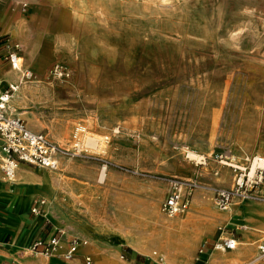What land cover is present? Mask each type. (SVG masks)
Here are the masks:
<instances>
[{
    "label": "rangeland",
    "instance_id": "obj_1",
    "mask_svg": "<svg viewBox=\"0 0 264 264\" xmlns=\"http://www.w3.org/2000/svg\"><path fill=\"white\" fill-rule=\"evenodd\" d=\"M13 14L36 28V61L60 51L40 70L23 64L33 75L13 114L44 130L71 170L25 166L47 176L32 185L27 213L43 198L40 217L48 207L54 217L42 235L56 233L60 245L9 264L35 256L44 264H263L264 227L238 218L241 204L264 214V193L221 210L214 190L234 187L235 173L219 160L248 166L264 155V0H0V24ZM57 62L68 70L63 81L50 74ZM186 185L188 210L163 215L162 200ZM247 231L254 237L243 239ZM228 234L239 238L235 249L212 248ZM71 238L79 247L66 259Z\"/></svg>",
    "mask_w": 264,
    "mask_h": 264
},
{
    "label": "built area",
    "instance_id": "obj_2",
    "mask_svg": "<svg viewBox=\"0 0 264 264\" xmlns=\"http://www.w3.org/2000/svg\"><path fill=\"white\" fill-rule=\"evenodd\" d=\"M7 41V38L4 39ZM10 68L21 71L22 57L20 45L15 42L7 43V52L4 57ZM51 76L63 81L69 74L67 67L60 62L54 63L50 69ZM32 71L24 69L22 77L32 78ZM15 86L10 83L0 91V177L11 181L17 169V165L25 164L35 168L55 171L58 168L56 152L58 146L52 142L44 131H33L27 127L25 121L8 111V105ZM77 146V144L75 145ZM230 167L235 173L234 187L231 189L217 188L214 190V200L221 210L227 209L234 197L254 198L259 190L264 187V155L251 157L248 166H240L236 163L219 160ZM200 164L205 163L201 157ZM190 186L185 189L175 187L160 203V211L166 217L172 218L188 210L191 198ZM45 200L41 199L38 204L31 208V213L39 215ZM60 236L54 233L48 239H36L28 248L31 252L47 254L59 246ZM79 244L76 238H71L64 250L66 259L76 255ZM237 247V239L233 234L218 236L212 244L213 249L233 250ZM258 258L264 264V242L258 245Z\"/></svg>",
    "mask_w": 264,
    "mask_h": 264
},
{
    "label": "crops",
    "instance_id": "obj_3",
    "mask_svg": "<svg viewBox=\"0 0 264 264\" xmlns=\"http://www.w3.org/2000/svg\"><path fill=\"white\" fill-rule=\"evenodd\" d=\"M22 19L24 18L16 17L14 14L11 15V21L9 23L0 24V36L9 34L10 29H12L15 25H20L22 27ZM2 21L3 19L1 18L0 22ZM23 28L24 29L21 32V39L22 41H24V43H26V47L24 49L22 48L20 43H18V39L12 38L10 34L6 37L7 41H4L5 38L0 40V91L4 90L10 83L15 84L19 82L18 90L10 99V103L8 105L9 111L12 114L14 113V109L12 108V102L14 100L13 97L18 94V92L22 89V86L26 82L20 80V76L23 72V69H21V71H14L10 68L8 63L4 62L5 59L3 56H5L7 52V43L15 42L20 45L22 67L23 64L28 63L30 65L32 64L34 67L40 70V68H44L50 62L51 59L48 58L46 62L36 61V59H38V55L34 58L33 55L30 53V48H27V45L28 47L29 45L30 47L33 45V48L36 50L37 53L39 50L42 51L41 48L38 47V44H35L34 42L33 36L36 33V28L32 26L31 20L27 19H25V24ZM14 39H16L18 42H16ZM26 125L33 131H44L36 130L37 127H34L31 124H29L28 126V124L26 123ZM19 165L20 166L15 173L14 179H12L11 181H6L5 179L0 177V264L13 263L12 261L19 258V255L23 253V251L28 250V248L36 239H48L54 234L53 233L50 235H42V232L44 230L42 226L43 222L45 220L48 222L49 220L52 221L51 218L54 217L51 214L49 207L46 210V213L44 214L46 218H41L40 215L32 214L31 208L33 206L29 208L30 215L27 213L29 203L37 195V192H35V189L32 185H35V183L39 184L41 182H44V179H41L42 175L35 176L37 174L25 167L28 165ZM259 193H264V187L259 190ZM241 205L244 207L245 210L244 212H240V218L238 219H245L246 221H248L251 225V230H254L255 228L257 230L259 228L264 227V214L261 210L262 208L254 206L252 204ZM44 236H47V238H42ZM235 237L237 239L238 245L239 238L237 236ZM253 237L254 233L252 231H247L245 232V234L243 233L242 238L250 239ZM67 243L65 248L67 247ZM36 254L38 253H35V255ZM38 258L42 259L40 256L24 258L20 259L17 264H30L28 262L29 259H33L32 263H38L40 261V259ZM132 261L136 262L134 259H132ZM138 264L143 263L138 262Z\"/></svg>",
    "mask_w": 264,
    "mask_h": 264
},
{
    "label": "bare ground",
    "instance_id": "obj_4",
    "mask_svg": "<svg viewBox=\"0 0 264 264\" xmlns=\"http://www.w3.org/2000/svg\"><path fill=\"white\" fill-rule=\"evenodd\" d=\"M23 26L21 27L20 25H15L12 29H10V33H11V35L12 36H17L18 38H20V42H21V44H22V47H23V49L26 47V43H24V41H22V39H21V32L23 31ZM241 37V36H240ZM27 48L29 49L30 48V53L33 55V57H34V55H35V52H34V50H33V47L31 46L30 47V45H29V47H28V45H27ZM62 50V49H61ZM54 54V55H58L59 53H60V51L59 50H57L56 48L54 49V51L53 52H49V53H47V54H43V56H40L41 58V60H43V61H46L48 58H52V56L53 55H51V54ZM59 56V55H58ZM20 80L21 81H26L27 79H24L23 77H22V73H21V76H20ZM29 80H31V79H29ZM14 86H15V91H14V93L12 94V96L17 92V90H18V85H19V82L18 83H15V84H13ZM23 85V84H22ZM26 87V86H25ZM12 96H11V98H12ZM14 98V100H13V102H12V105L14 104V106H17V107H22L23 105H24V101H25V99L27 98V93L25 92V88H22V90H20L19 92H18V94L15 96V97H13ZM8 111H9V107H8ZM10 112V111H9ZM27 115V114H26ZM77 130H78V128H77ZM81 130H82V128H81ZM55 135H58V137H60V135H59V133H56V131H55V133H54ZM74 134H75V132H74ZM74 134H73V136H74ZM86 140V139H85ZM84 140V141H85ZM86 142H87V145H90V146H92V147H96V139H95V137H88L87 138V140H86ZM104 142V141H103ZM85 144V143H84ZM98 145V144H97ZM104 145V144H103ZM102 149L104 150L105 148H104V146H102ZM194 151H191V150H186V154H187V156H189L190 158H195V159H197L198 158V155H196L195 154V152L193 153ZM74 154V153H73ZM56 155H57V152H56ZM233 157L234 156H231L230 154H228V158H231V159H233ZM58 159V158H57ZM200 159H201V156L197 159V161L196 162H199L200 161ZM59 160H61V159H58V162L59 163H63L64 165H65V170L66 171H69V170H71V167H70V163L68 162V161H66V162H64V160H62V161H59ZM62 165V164H61ZM19 166L20 165H17V169L19 168ZM17 169H16V171H17ZM63 171V170H62ZM16 173V172H15ZM104 174H102V176H103ZM14 176H15V174H14ZM57 176V175H56ZM47 176H45V178H46ZM104 177H105V175H104ZM222 177V176H221ZM14 178V177H13ZM12 178V179H13ZM44 178V179H45ZM55 178H57V181H59L60 179H59V177H55ZM11 179V180H12ZM63 179V178H62ZM43 180V179H42ZM44 181V180H43ZM46 183H47V181H46ZM231 204V203H230ZM229 204V205H230ZM228 205V206H229ZM45 206H46V204L44 205V208H45ZM228 208V207H227ZM180 225V223L178 222V221H176V222H172V223H165L163 226L164 227H174V228H176V227H178ZM69 226V225H68ZM69 229H71V227H68ZM59 245H60V243H58ZM57 247L56 248H54L53 250H52V254H56V253H58V251H57ZM50 253V254H51ZM42 258V257H41ZM33 260V259H32ZM219 261V260H218ZM30 263V262H29ZM178 263V262H177ZM30 264H44V260L43 259H40V261L38 262V263H35V262H33V263H30ZM50 264V263H49Z\"/></svg>",
    "mask_w": 264,
    "mask_h": 264
}]
</instances>
